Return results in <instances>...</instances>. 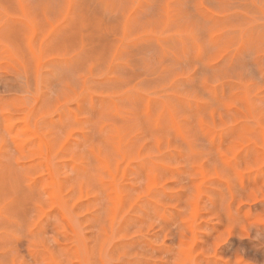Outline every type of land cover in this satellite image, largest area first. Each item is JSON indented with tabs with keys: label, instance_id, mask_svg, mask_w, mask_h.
<instances>
[{
	"label": "rangeland",
	"instance_id": "rangeland-1",
	"mask_svg": "<svg viewBox=\"0 0 264 264\" xmlns=\"http://www.w3.org/2000/svg\"><path fill=\"white\" fill-rule=\"evenodd\" d=\"M0 264H264V0H0Z\"/></svg>",
	"mask_w": 264,
	"mask_h": 264
},
{
	"label": "bare ground",
	"instance_id": "bare-ground-1",
	"mask_svg": "<svg viewBox=\"0 0 264 264\" xmlns=\"http://www.w3.org/2000/svg\"><path fill=\"white\" fill-rule=\"evenodd\" d=\"M53 180V179H52ZM51 181V180H50ZM54 182V181H53ZM52 184V183H51ZM55 190V189H54ZM57 190V189H56ZM118 192H119V190H118ZM119 194V193H118ZM117 195V194H116ZM117 197V196H116Z\"/></svg>",
	"mask_w": 264,
	"mask_h": 264
}]
</instances>
